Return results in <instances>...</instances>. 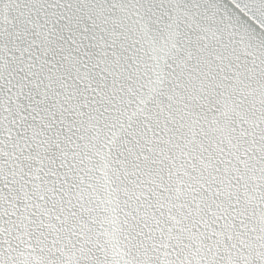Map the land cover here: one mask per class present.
Masks as SVG:
<instances>
[{"label":"snow or ice","instance_id":"snow-or-ice-1","mask_svg":"<svg viewBox=\"0 0 264 264\" xmlns=\"http://www.w3.org/2000/svg\"><path fill=\"white\" fill-rule=\"evenodd\" d=\"M0 264H264V0H0Z\"/></svg>","mask_w":264,"mask_h":264}]
</instances>
